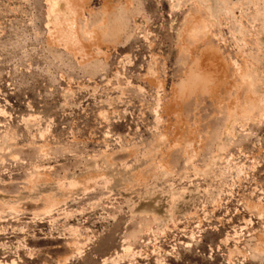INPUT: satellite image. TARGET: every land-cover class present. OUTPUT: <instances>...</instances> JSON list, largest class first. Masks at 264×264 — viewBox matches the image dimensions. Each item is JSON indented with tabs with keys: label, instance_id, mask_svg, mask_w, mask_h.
Here are the masks:
<instances>
[{
	"label": "rangeland",
	"instance_id": "374dc122",
	"mask_svg": "<svg viewBox=\"0 0 264 264\" xmlns=\"http://www.w3.org/2000/svg\"><path fill=\"white\" fill-rule=\"evenodd\" d=\"M0 264H264V0H0Z\"/></svg>",
	"mask_w": 264,
	"mask_h": 264
},
{
	"label": "bare ground",
	"instance_id": "6f19581e",
	"mask_svg": "<svg viewBox=\"0 0 264 264\" xmlns=\"http://www.w3.org/2000/svg\"><path fill=\"white\" fill-rule=\"evenodd\" d=\"M50 1V0H49ZM50 7H52L54 10H52V11H55L56 13H57V15L58 14H60V12H61V4H59L58 2H56V1H53L52 3H51V5H50ZM64 11V10H63ZM62 13V12H61ZM52 17H54V16H52ZM52 17H50V19L52 18ZM60 16L58 15V18H59ZM68 17V16H67ZM57 18V17H56ZM54 18H52V20H53ZM58 21V20H57ZM59 23H61L60 22V20L58 21ZM57 22V23H58ZM52 36V35H51Z\"/></svg>",
	"mask_w": 264,
	"mask_h": 264
}]
</instances>
